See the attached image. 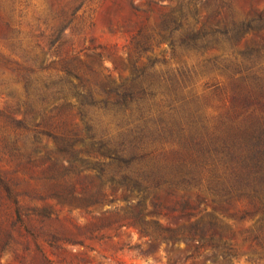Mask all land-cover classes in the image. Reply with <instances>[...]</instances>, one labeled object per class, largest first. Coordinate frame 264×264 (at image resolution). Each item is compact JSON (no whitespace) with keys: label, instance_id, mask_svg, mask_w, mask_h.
<instances>
[{"label":"trees","instance_id":"trees-1","mask_svg":"<svg viewBox=\"0 0 264 264\" xmlns=\"http://www.w3.org/2000/svg\"><path fill=\"white\" fill-rule=\"evenodd\" d=\"M88 1L60 8L48 49L38 25L22 30L21 0L1 18L12 35L0 63L13 76L0 79V96L13 100L0 110V262L17 236L28 238L31 264H87L56 253L60 243L83 246L79 225L65 229L49 207L22 218L20 185L37 172L40 200L59 206L101 205L105 185L120 190L127 211L102 209L96 221L134 229L151 249L182 242L191 256L264 260V0L149 1L141 12L159 22L132 37L125 78L106 47H74L65 35ZM155 39L192 62L165 66L167 75L144 66ZM109 58L116 77L103 66ZM81 155L103 159L82 177L90 189L77 187ZM234 220L251 224L235 234Z\"/></svg>","mask_w":264,"mask_h":264},{"label":"rangeland","instance_id":"rangeland-1","mask_svg":"<svg viewBox=\"0 0 264 264\" xmlns=\"http://www.w3.org/2000/svg\"><path fill=\"white\" fill-rule=\"evenodd\" d=\"M18 0H0V47L9 49L11 44V32L1 20L7 19V15L17 9ZM20 9L23 12L22 30L28 31L39 26V30H35V34H40L36 38L40 46L48 49L49 41L52 39L60 22L59 10L63 6L71 4L74 0H21ZM153 0H89L84 9L78 13V18L72 26L66 30V37L73 43L74 47L88 44L91 39L95 45L106 47L107 53L116 59L118 72L122 78L129 75L128 70H124L126 65V53L131 48L134 55V47L131 45L132 37L138 31L148 28L153 22H159L155 14H151L147 20L141 12L146 10V4ZM165 4L176 6V2L163 0ZM261 7H264L262 5ZM173 49L169 42H160L158 40L151 41L149 49L142 54L140 63L144 66L155 65L157 71L167 75L166 67L169 66L174 70L179 66L180 61L186 60L189 64L192 60L180 57L178 52L173 56ZM184 59V60H182ZM50 59L49 61H51ZM103 66L112 72L116 77L117 71H113V63L111 59H106ZM168 67V68H169ZM13 76L10 69L0 63V79L8 80ZM13 96L10 93L0 96V110L4 107V101H12ZM49 149H53L52 142L43 139ZM84 159L83 163H75L74 172H80L79 186L90 189L82 177L95 175L98 163L103 162L100 157ZM64 166L69 168L70 165L65 162ZM13 168V167H12ZM11 168V169H12ZM37 172L35 180L27 183H21V187L28 194L21 196L20 209H22V218L29 222L28 215L31 209H42L49 207L54 209L59 216L60 225L65 229H72L70 222L81 227L77 232L76 239L82 241L83 246L71 245L69 243H60L58 247L65 250H57L62 256L68 259H83L87 264H264V260H247L241 256L236 258L225 257L221 251L206 249L191 256V252L185 250L182 242L173 245L170 251L168 246L161 244L151 249L146 244L145 239H141L134 229H120L104 227L99 218V212L103 210H114L117 214L123 215L128 209L127 202L123 200L121 191L112 192L110 185L103 187V204L101 205H85V206H59L51 200L42 201L44 198V189L41 181L42 174ZM78 179L77 177L74 180ZM37 191L36 194L33 192ZM112 201V202H110ZM14 208L11 207V212ZM48 209V208H47ZM4 209H0L3 211ZM6 210V209H5ZM10 222V221H9ZM30 228L33 229V222L30 221ZM251 222L234 220L229 223L232 232L238 234L243 232ZM59 227V225H57ZM75 233V232H74ZM30 240V239H29ZM30 247L28 238L13 237L4 249V254L0 264H31V256L26 250ZM51 257V256H50ZM54 264H60L55 257H51Z\"/></svg>","mask_w":264,"mask_h":264}]
</instances>
